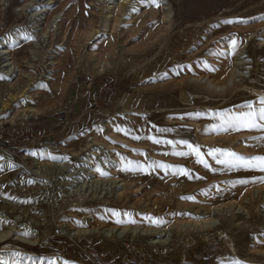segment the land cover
I'll return each mask as SVG.
<instances>
[{"label": "rangeland", "instance_id": "obj_1", "mask_svg": "<svg viewBox=\"0 0 264 264\" xmlns=\"http://www.w3.org/2000/svg\"><path fill=\"white\" fill-rule=\"evenodd\" d=\"M114 1L0 0V262L264 264V173L148 138L264 155V133L212 128L264 96V0Z\"/></svg>", "mask_w": 264, "mask_h": 264}, {"label": "snow or ice", "instance_id": "obj_2", "mask_svg": "<svg viewBox=\"0 0 264 264\" xmlns=\"http://www.w3.org/2000/svg\"><path fill=\"white\" fill-rule=\"evenodd\" d=\"M152 3L159 7L157 0H152ZM226 23H231V21H226ZM231 47L235 49L237 47V41L233 39L231 41ZM2 78V77H0ZM191 115H195L199 117L200 113H194ZM212 116L217 121V123L212 125V128L217 131H255L264 133V96H260L258 98V104L253 102H248L243 105L237 111H229L222 110L218 112L212 113ZM155 127V126H154ZM102 131V129H101ZM117 132H124L126 135L129 134L128 129L121 128L120 126H116ZM159 131H168V129H160ZM139 136H135L134 139H139ZM153 141V143H165L172 147L171 155L177 157H189L192 156L195 158V162L197 164L202 165L205 169H208L212 172L217 171H255L264 173V155H254V156H244L235 151H232L227 148H212L207 153L201 150V146L199 144L190 142L188 140L180 139H164L163 141L155 136L148 137ZM253 139L264 142V135L255 136ZM206 157H211L215 165H219L220 167H214L209 163V160ZM121 161L124 164L131 165L135 163L136 168L141 171L151 170L154 167H159L162 169L165 174L168 173V170H172L173 175H182L186 176L189 179H192L191 170L178 165H169L164 162H151L149 164L141 165L139 162H133L126 160L124 157H121ZM96 171L100 175H107L108 173L102 170L101 168H96ZM197 179H202L203 177L196 176ZM261 182H264V176L260 177ZM247 184L249 183L248 179H239L234 182V184ZM188 200H195L194 196L183 197ZM113 215L119 216L120 214L115 210H112ZM122 221L117 220V223H121ZM16 255H19L17 253ZM0 264H7V262H0ZM12 264H16V262H12ZM232 264H242L239 260H234Z\"/></svg>", "mask_w": 264, "mask_h": 264}, {"label": "bare ground", "instance_id": "obj_3", "mask_svg": "<svg viewBox=\"0 0 264 264\" xmlns=\"http://www.w3.org/2000/svg\"><path fill=\"white\" fill-rule=\"evenodd\" d=\"M51 1V0H50ZM105 1V0H104ZM120 2H122V3H125V2H128V0H115L114 2H113V4H111V6H110V8L108 9V14H114L115 16H114V18H118V11H119V9H117V7H118V4H120ZM52 4V3H51ZM51 4H49V5H51ZM28 5V4H27ZM164 6H165V4H164ZM47 7V6H46ZM168 8V7H167ZM121 10H122V8H121ZM47 11H42V12H37V13H35L33 16H43V14L44 13H46ZM169 9H165V11H164V13H165V15H166V17L168 18V16L170 15L169 14ZM122 13H125V12H123V10H122ZM168 15V16H167ZM165 17V18H166ZM39 18V17H38ZM36 19V18H35ZM46 18L44 17V18H42L41 20H45ZM114 20V19H113ZM46 21V20H45ZM38 27V26H37ZM3 42V41H2ZM8 46V45H7ZM9 48V47H8ZM13 49V48H12ZM0 55L2 56V58L4 59V63L6 64V63H8V64H6L5 65V67L6 68H10V70L8 71V73H12L11 71L13 70V71H15V67L11 70V68H12V66L14 65V59H13V55H12V50H10V49H6V50H3L2 52H0ZM54 64V63H53ZM54 65H56V64H54ZM17 69V68H16ZM238 72H236V74H237ZM11 75V74H10ZM202 80H205V82L206 83H208L211 87L210 88H215V89H218L219 90V84H215L214 82H212L211 80H208V79H202ZM231 80H232V77L228 80L229 82H231ZM24 90V89H23ZM27 90V89H26ZM29 90V89H28ZM29 92V91H28ZM27 93V92H26ZM26 93H24L25 95H26ZM20 92L19 93H17V95H14L11 99H9L10 100V102H16L18 99H20L21 98V96H20ZM23 95V94H22ZM22 98H23V96H22ZM33 111V110H32ZM32 111L31 110H28V111H24L23 112V115L24 116H27L29 113H32ZM124 186V185H123ZM197 224L198 223H200L199 221H197L196 222ZM205 225H207V223H204ZM207 227V226H206ZM13 230V229H12ZM11 230V231H12ZM10 231V232H11ZM10 232H5L4 234H2V235H0V240H4V239H6L7 237H8V235L10 234ZM196 232V231H195ZM154 233H156L155 234V236L156 237H158V236H162V233H164V231H155ZM100 234V233H99ZM160 242V241H159ZM163 246V245H162ZM162 248V247H161ZM47 264H68L66 261H64V260H60L59 261V263H56V262H47Z\"/></svg>", "mask_w": 264, "mask_h": 264}]
</instances>
